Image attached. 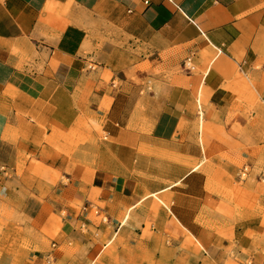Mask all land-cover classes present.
<instances>
[{
	"label": "crops",
	"instance_id": "crops-1",
	"mask_svg": "<svg viewBox=\"0 0 264 264\" xmlns=\"http://www.w3.org/2000/svg\"><path fill=\"white\" fill-rule=\"evenodd\" d=\"M99 259L264 264V0H0V264Z\"/></svg>",
	"mask_w": 264,
	"mask_h": 264
},
{
	"label": "built area",
	"instance_id": "built-area-1",
	"mask_svg": "<svg viewBox=\"0 0 264 264\" xmlns=\"http://www.w3.org/2000/svg\"><path fill=\"white\" fill-rule=\"evenodd\" d=\"M184 67L188 72H191L193 70V66L190 60H187V62L184 64ZM92 264H95V262H93Z\"/></svg>",
	"mask_w": 264,
	"mask_h": 264
},
{
	"label": "rangeland",
	"instance_id": "rangeland-1",
	"mask_svg": "<svg viewBox=\"0 0 264 264\" xmlns=\"http://www.w3.org/2000/svg\"><path fill=\"white\" fill-rule=\"evenodd\" d=\"M95 262V261H94ZM93 263V262H92ZM91 263V264H92ZM100 263V259L99 260H97L96 262H95V264H99Z\"/></svg>",
	"mask_w": 264,
	"mask_h": 264
}]
</instances>
